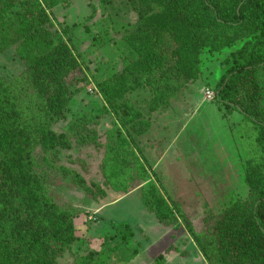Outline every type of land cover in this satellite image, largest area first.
<instances>
[{
    "label": "trees",
    "instance_id": "trees-1",
    "mask_svg": "<svg viewBox=\"0 0 264 264\" xmlns=\"http://www.w3.org/2000/svg\"><path fill=\"white\" fill-rule=\"evenodd\" d=\"M16 3L30 20L31 43L25 70L10 80L0 74V262L16 264L15 255L27 252L37 256L38 264H56L72 249L77 238L74 219L84 210L69 202L61 205L53 177L72 175L73 184L106 196L105 189L89 186L61 157L77 143L98 144V133L76 119L62 132L53 129L66 117L83 78L75 52L49 29L52 18L42 4L0 3V53L9 45L5 11ZM133 5L138 20L129 41L143 64H128L98 83L110 104L149 86V111L167 108L171 97L198 77L202 51L224 49L229 45L223 40L225 30L245 27L244 43L221 61L215 98L227 111L239 112L244 123H252L243 141L249 151L245 177L254 199L218 220L210 233L191 228V234L209 264H264V0H133ZM113 114L112 131L121 140L130 129L144 133L150 127L129 101L115 105ZM136 148L148 177L149 161ZM143 194L145 207L162 225L188 223L185 211L163 197L158 178ZM82 258L81 264H89V256ZM163 258L159 254L158 264Z\"/></svg>",
    "mask_w": 264,
    "mask_h": 264
},
{
    "label": "rangeland",
    "instance_id": "rangeland-1",
    "mask_svg": "<svg viewBox=\"0 0 264 264\" xmlns=\"http://www.w3.org/2000/svg\"><path fill=\"white\" fill-rule=\"evenodd\" d=\"M30 1L47 9L52 18L49 29L69 44L82 68L79 90L68 104L66 117L53 129L62 132L76 119L98 133V144L77 143L63 150L62 163L79 171L89 186L96 183L106 191V196L94 195L73 184L72 175H54L57 183L52 185L61 205L69 202L84 210L74 219L77 238L72 249L56 264H81L78 258L85 256L90 257L89 264H158L159 254L164 255L161 264H209L191 228L210 233L218 220L254 199L245 177L249 151L243 141L252 123H244L239 112H229L207 96L208 90L216 94L223 73L221 61L246 40L245 27L226 29L223 40L229 45L220 51L204 49L198 77L172 96L167 108L151 112L149 86L128 92L112 104L98 86L128 64L142 63L129 41L138 20L133 0ZM27 21L19 3L5 11L9 45L0 53V74L6 80L26 68L31 43ZM125 101L142 112V120L150 127L144 133L130 129L121 140L112 131L113 107ZM136 146L149 161L148 177ZM156 178L163 197L185 211L188 223L180 220L164 226L147 210L143 191ZM15 256L16 264H38L33 253Z\"/></svg>",
    "mask_w": 264,
    "mask_h": 264
},
{
    "label": "built area",
    "instance_id": "built-area-1",
    "mask_svg": "<svg viewBox=\"0 0 264 264\" xmlns=\"http://www.w3.org/2000/svg\"><path fill=\"white\" fill-rule=\"evenodd\" d=\"M207 96L209 97V99L211 98V99H214L215 98V96H216V94H215V92L214 91H207Z\"/></svg>",
    "mask_w": 264,
    "mask_h": 264
},
{
    "label": "crops",
    "instance_id": "crops-1",
    "mask_svg": "<svg viewBox=\"0 0 264 264\" xmlns=\"http://www.w3.org/2000/svg\"><path fill=\"white\" fill-rule=\"evenodd\" d=\"M102 211H103V209H102ZM110 220H112V219H110ZM139 255V254H138Z\"/></svg>",
    "mask_w": 264,
    "mask_h": 264
}]
</instances>
